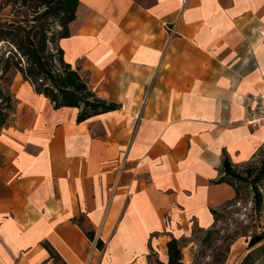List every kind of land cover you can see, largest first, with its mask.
<instances>
[{
    "label": "crops",
    "instance_id": "crops-1",
    "mask_svg": "<svg viewBox=\"0 0 264 264\" xmlns=\"http://www.w3.org/2000/svg\"><path fill=\"white\" fill-rule=\"evenodd\" d=\"M69 31L65 61L120 108L78 122L22 78L0 131V264H168L169 241L237 199L224 160L264 156L248 122L264 0H80Z\"/></svg>",
    "mask_w": 264,
    "mask_h": 264
},
{
    "label": "trees",
    "instance_id": "trees-1",
    "mask_svg": "<svg viewBox=\"0 0 264 264\" xmlns=\"http://www.w3.org/2000/svg\"><path fill=\"white\" fill-rule=\"evenodd\" d=\"M20 1L23 7L32 9L36 16L31 19L24 17L21 20L0 22V81L8 72L15 70L38 94L49 99L55 109L65 107L79 109L78 122L118 110L120 108L118 104L100 98L82 77L79 69L64 59V51L59 42L69 37V25L76 19L80 0ZM32 23L36 25L31 26ZM55 25L61 29L56 30ZM13 111V96L0 88V131L9 124ZM256 165L258 166L249 170L247 174L252 178L251 186L259 204L261 194L257 184L264 179V156ZM235 170L237 169L225 159L222 181L236 186L239 193L237 185L231 180V176L236 177ZM82 223L83 219L80 218L78 224L82 226ZM84 230L86 236L94 241V232L87 228ZM263 239L264 234L252 236L248 241V250ZM96 246L101 250L103 242L98 240ZM48 250L51 257L58 260L53 250L50 248ZM168 264H184L182 246L177 239L168 242ZM239 264H255L253 251H249Z\"/></svg>",
    "mask_w": 264,
    "mask_h": 264
},
{
    "label": "rangeland",
    "instance_id": "rangeland-1",
    "mask_svg": "<svg viewBox=\"0 0 264 264\" xmlns=\"http://www.w3.org/2000/svg\"><path fill=\"white\" fill-rule=\"evenodd\" d=\"M35 16L33 10L23 7L20 0H0V22L21 20L24 17L31 19ZM34 25L36 23H32L31 26ZM54 28L61 29L58 25ZM5 48L7 49V45ZM22 83V77L15 70L8 72L0 81V88L9 92L14 99L12 120L18 114L15 99L19 90L17 87ZM19 94L23 99L29 100L27 90ZM257 166L248 164L244 168L235 170L236 177L231 176V180L239 190L237 199L216 213L214 227L209 230L194 228L191 237L178 240L182 246L184 264H224L233 252L238 253L236 264H239L249 251H253L255 264H264V239L251 250L247 247L252 236L264 234V179L257 184L261 194V201L257 204L258 198L255 197V191L251 186L252 178L247 174Z\"/></svg>",
    "mask_w": 264,
    "mask_h": 264
},
{
    "label": "built area",
    "instance_id": "built-area-1",
    "mask_svg": "<svg viewBox=\"0 0 264 264\" xmlns=\"http://www.w3.org/2000/svg\"><path fill=\"white\" fill-rule=\"evenodd\" d=\"M248 122L252 127H260L264 124V94L250 98Z\"/></svg>",
    "mask_w": 264,
    "mask_h": 264
}]
</instances>
